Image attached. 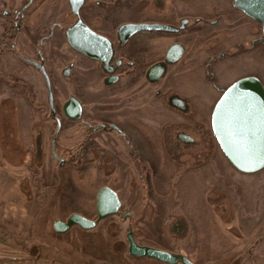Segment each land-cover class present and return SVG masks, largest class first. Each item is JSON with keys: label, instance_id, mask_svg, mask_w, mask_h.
I'll return each instance as SVG.
<instances>
[{"label": "rangeland", "instance_id": "rangeland-1", "mask_svg": "<svg viewBox=\"0 0 264 264\" xmlns=\"http://www.w3.org/2000/svg\"><path fill=\"white\" fill-rule=\"evenodd\" d=\"M61 5L67 8L65 1H60L50 9L57 12ZM146 7L144 4L142 18L152 20L153 15L145 13ZM239 14L238 36L247 38V17ZM26 36L21 34L17 43L23 48L21 41ZM55 43L50 40L44 50L50 74H56ZM12 45L8 39L0 44V75L10 81L6 83L2 79V85L20 96L29 93L27 100L32 110L25 118L31 124V134L29 128L25 134L16 129L11 131L10 139L0 140V264H165L130 256L126 239L130 229L140 243L183 253L194 264H264L260 222L264 220V168L244 174L224 156L211 128V113L221 95L209 87L214 83L224 90L236 80L251 75L260 76L264 83L262 49L254 53L241 50L240 54L214 62L210 67L211 81L206 80L207 76L205 84H195V88L202 86L197 97L204 107L200 113L204 123L196 129V140L206 137L201 143L208 151L199 162H193L199 159L192 156L189 158L192 162L183 159L189 161L183 166L173 161L156 163L154 152L160 147L150 146L145 137L154 140L161 137L154 129L157 125L149 121L155 118L157 112L153 106L159 105V101L152 94V86L144 81L142 103L147 106L142 109L146 117L143 126L149 128L139 125L144 165L139 185L143 192L139 190V204L127 205L133 218L122 221L120 217H108L95 228L81 229L74 225L57 233L53 229L57 219L65 221L72 213L95 217L93 195L95 185L100 183L94 182L102 175L87 171L86 166L78 171L75 158L59 147L64 142L74 143L71 137L75 130L66 126L60 134L61 141L54 139L56 126L42 78L20 58L25 55L32 58L29 47H19L20 56L17 50H12ZM136 47L130 46L132 51ZM190 50L195 57L190 75L194 78L203 72L198 40L191 43ZM52 78L56 86L55 76ZM56 98L54 101L59 105L66 96ZM52 140H56L55 151ZM55 155L63 160V165Z\"/></svg>", "mask_w": 264, "mask_h": 264}, {"label": "flooded vegetation", "instance_id": "flooded-vegetation-1", "mask_svg": "<svg viewBox=\"0 0 264 264\" xmlns=\"http://www.w3.org/2000/svg\"><path fill=\"white\" fill-rule=\"evenodd\" d=\"M60 1H65L66 9L62 5L57 12L50 9ZM74 1L75 5L71 0H0L3 40L0 44L8 39L9 43L13 42L12 50H17L21 56L19 47L22 46L17 43L21 34H27V39L21 42L25 49L29 47L27 50L32 58L27 55L20 58L42 78L52 122L58 130L54 139L60 142L62 130L66 126L73 128L71 140L74 143L64 142V146L59 147L75 158L74 166L78 171L86 166L87 171L101 173L94 182L100 184L95 185V217L91 220L97 219L98 192L107 188L116 195L119 213L101 218L92 227L95 228L99 221L108 217L130 221L133 213L127 205L139 204V190L143 192L139 185L143 178L140 172L144 169L139 125L149 128L143 126L146 117L142 109L147 106L142 101L144 81L152 86V94L159 101V105L153 106L157 114L149 121L157 125L154 129L161 137L155 140L145 137L150 146L160 147L154 152L156 163L173 161L183 166L189 162L183 159L192 162L189 159L192 156L199 159L193 162H199L208 151L201 143L206 137L196 140V129L204 123L200 116L204 107L197 97L202 86L195 88V84L211 81L210 67L214 62L240 54L241 50L254 53L262 49L264 55V29L259 19L237 5V0ZM144 4L148 8L145 13L153 15L152 20L142 18ZM239 13L247 17V38L238 36ZM261 15L263 17V13ZM141 24L166 25L173 29L132 31V27ZM50 40L56 41L53 62L56 74H50L44 51ZM196 40L200 43L199 64L203 72L193 78L195 57L190 48ZM132 44L137 46L133 51ZM82 47L96 55L83 52ZM51 75L56 78V86ZM251 76L262 80L264 86L260 76ZM209 87L220 95L223 93L214 83ZM55 96L57 100L60 96L66 98L58 105ZM71 97L81 104L75 119L64 112ZM52 150H56V140H52ZM55 156L63 165V160ZM260 222L261 234H264V220ZM133 237L139 245H146L136 239L134 232Z\"/></svg>", "mask_w": 264, "mask_h": 264}, {"label": "water", "instance_id": "water-1", "mask_svg": "<svg viewBox=\"0 0 264 264\" xmlns=\"http://www.w3.org/2000/svg\"><path fill=\"white\" fill-rule=\"evenodd\" d=\"M71 2L72 5H75L74 0ZM263 2L261 0H237V5L259 19L264 29ZM261 13H263V17ZM132 29V31H142L171 30L173 28L159 24H141L132 27ZM71 42L74 44L72 40ZM82 51L89 55H96L85 47H82ZM80 110L81 104L74 97H71L64 106L65 114L71 119L77 118ZM211 128L221 151L235 169L246 174L263 169L264 86L262 82L255 76H245L224 89L212 110ZM57 132L58 130H56L54 138ZM119 206L117 197L111 190L101 189L96 202V220L86 218L79 213H72L65 221L55 220L53 229L57 233H62L74 225L81 229H90L101 218L118 214ZM126 236L127 251L130 256L152 258L167 264H193L180 253H170L159 248L139 245L136 243L131 229Z\"/></svg>", "mask_w": 264, "mask_h": 264}, {"label": "crops", "instance_id": "crops-1", "mask_svg": "<svg viewBox=\"0 0 264 264\" xmlns=\"http://www.w3.org/2000/svg\"><path fill=\"white\" fill-rule=\"evenodd\" d=\"M3 76L0 75V86H2L0 88V140L10 139L9 135L15 132L16 129L23 131L25 134L29 128V134H31V124L29 125L28 120L25 118V115L32 110V104L28 101L29 93L21 96L14 94L12 90L2 85V82H4L2 79L6 83L10 82ZM27 80L29 79L27 78Z\"/></svg>", "mask_w": 264, "mask_h": 264}]
</instances>
